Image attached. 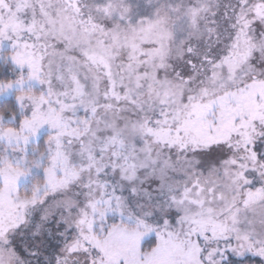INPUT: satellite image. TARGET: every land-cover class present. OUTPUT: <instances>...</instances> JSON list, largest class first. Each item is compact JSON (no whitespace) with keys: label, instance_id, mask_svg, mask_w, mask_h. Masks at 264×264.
<instances>
[{"label":"snow or ice","instance_id":"snow-or-ice-1","mask_svg":"<svg viewBox=\"0 0 264 264\" xmlns=\"http://www.w3.org/2000/svg\"><path fill=\"white\" fill-rule=\"evenodd\" d=\"M0 264H264V0H0Z\"/></svg>","mask_w":264,"mask_h":264}]
</instances>
